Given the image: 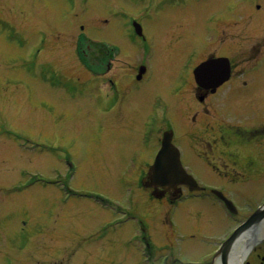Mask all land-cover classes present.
<instances>
[{
    "label": "rangeland",
    "instance_id": "rangeland-1",
    "mask_svg": "<svg viewBox=\"0 0 264 264\" xmlns=\"http://www.w3.org/2000/svg\"><path fill=\"white\" fill-rule=\"evenodd\" d=\"M117 1L0 0V130L7 135L6 140L0 136V245L5 247L0 246V253H5V258H18L12 264H190L209 256L236 223L235 217L207 191L197 196L183 195L172 203L168 198L152 196L140 185V171L157 148L154 136L149 135L154 142H146L126 122L117 125L121 115L115 112L120 100L116 102L114 92L106 91L105 84L99 85V79L85 71L71 32L76 27L97 40L108 31L119 37L116 24L108 30L99 25L100 16L108 15L106 5L119 4V9L133 13L136 5L132 0ZM195 2L166 0L158 14L149 15L158 19L164 10V14L174 12L183 17L197 11ZM223 2L227 5L237 0ZM248 4L253 10H264L263 0H249ZM189 15L193 17L194 13ZM221 16H229L225 8L219 10ZM179 18L162 15L148 29L156 33L155 26L161 29L162 25L168 40H172L184 32L182 21L172 28ZM235 19V23L224 20L220 26L230 24L240 36L246 18L235 15ZM193 63L178 62L172 69H159L154 59L145 81L132 90L123 86L121 97L141 89L136 94L138 99L147 98L143 102L147 104L137 111L134 124L156 115L157 120L152 119L155 128L170 121L179 133L190 137L191 141L183 137L176 142L183 153L188 145L202 149L198 162L187 153L183 156V164L194 178L204 186L222 190L236 205L239 216L249 214L264 202V131L260 139L253 140L249 157H243V161L252 159V173L240 175L230 170H247L246 165L238 168L243 166L240 162L227 163L229 177L207 173L209 167L214 171L218 168L207 163L202 153L205 146L193 135L206 133L196 131L199 116H194L198 108H190L193 104L189 102L190 113H181L182 120L172 109L175 98L192 89ZM247 96L237 92L232 99L237 104L231 107L243 114ZM227 108H220V114H215L218 121L211 120V125L222 123L221 116L227 119ZM213 132L217 134V128ZM213 132L209 129L206 138L214 137ZM15 135L20 136L26 150L36 142L40 147L24 155L16 146ZM63 159L73 164L70 178H65L67 168L59 166ZM18 166L40 171L45 179L58 169L69 194L64 197L61 189L44 185L43 177H35L25 190L10 189L20 177L14 172ZM259 174L262 176L257 178ZM25 176L27 173L22 178ZM204 207L213 215L200 209ZM210 215L213 223H209ZM144 247L150 248L149 254ZM250 251L247 247L240 263ZM213 259L208 264H214Z\"/></svg>",
    "mask_w": 264,
    "mask_h": 264
},
{
    "label": "flooded vegetation",
    "instance_id": "flooded-vegetation-1",
    "mask_svg": "<svg viewBox=\"0 0 264 264\" xmlns=\"http://www.w3.org/2000/svg\"><path fill=\"white\" fill-rule=\"evenodd\" d=\"M248 1L249 0H237L236 3L233 2L232 4L225 5L224 2L222 3V0H220V3L214 0H196L197 11L195 10L194 16L191 17L189 15V17H186V15L183 14L184 16L179 18V21L174 24L175 27L180 21H182L181 27L184 26V32L178 33L176 35L180 36V42L183 44L184 50L183 57L186 58L187 62L192 60L194 61L193 65H197L208 58L218 56H225L230 60L231 75L229 77L228 84L223 83L222 85L217 86L215 89H212L211 86L204 87L197 85L194 82L193 86L195 88L191 93L192 98H195L194 101L196 104H193V107L190 108H198L197 114L194 116V119L196 116H199L196 118L198 124L197 126L199 127L196 131L206 132L203 135L199 133L193 135L198 136L203 146H205L206 150L202 151V153L207 163H212L214 167L218 168L217 171H214L208 166L210 169L209 171H212V174L219 177L228 176L227 174L229 172L226 169L227 167H225L228 166L227 163H243V166H238V168H244L245 165L247 166V170L241 171L231 167L230 170L236 174L245 175L246 173L250 174L253 172L251 167L252 159L248 158L246 161H243V157H249L252 144H254L253 140L260 139V132L264 131V95H261L260 89L253 87L254 81L262 80L264 78V73L257 75L258 69H261L264 66V64H262L264 63V35H261V32L251 33L243 29L242 32L238 33L240 36H236L234 33L235 30L232 29L230 24L224 25L225 27H223L220 26V23L222 22H215L216 18L218 17V12L221 8H225L228 11L229 16L225 20L226 22H234L236 19H229V17L234 14L239 15L241 19L247 18L246 10L239 8V10L236 11L235 9L237 8L236 5L248 3ZM139 3H142L141 7L143 10L138 6L134 8V15L127 20L126 29L128 31L129 27L132 25L131 22L135 20L140 23L139 28L142 33H139V35L136 34V37L139 36L141 38V44L145 45V43L149 42L147 36L151 38L152 43H156V33H152L148 29V25L158 20L149 16L157 2H155V0H145L142 2L138 1L137 4ZM221 3L222 6L219 7ZM114 7L115 5L104 6L105 9H112ZM115 14L116 12H114L111 17L108 18L115 20L113 23L117 25L122 37L136 45L133 46L136 51H133L132 49L133 55L136 57L134 59V66L136 69L142 68L148 71L149 63L154 60V58L152 59V55L155 53V47L147 50L143 56L138 55V50L140 48L139 43L127 38L124 22L122 19H119L120 17L118 18L115 16ZM104 18L105 22L108 23L107 17L105 16ZM187 18L191 20L187 21ZM192 24H195L196 26H192ZM249 35H252L255 38L252 40L248 39ZM111 37L114 39L117 38L112 33ZM224 39H228L231 41V43L227 46L224 45L222 43ZM165 42L175 44L173 39H165ZM163 46L164 42L162 43V47ZM110 51L111 49L109 48H104L102 51L101 57L99 59L101 72L110 70L107 69V67L111 68L112 66L110 64ZM158 63L160 66L159 59ZM113 74L117 76L115 72H113ZM126 79H128V77ZM126 82L127 80L125 83ZM126 85L127 83L125 85L122 83V85L117 86L116 89L119 90ZM222 87L227 88V91L223 95L220 94ZM239 91L248 94V102L246 104L248 106L243 109L246 110L243 112V114L240 113V110H236L235 108L231 107V105L237 103H234V101L230 99L233 98ZM256 93H258V96L254 97L253 95ZM124 99L125 97L120 98V103L117 106L118 113H122L124 111L125 105L122 106ZM222 107L229 109L230 112H227V119H223L221 116L222 123H217L215 127L211 125L210 121H218L215 114H220L219 110H221L220 108ZM186 111L190 113V110ZM211 115L212 118L210 119ZM208 118L210 119L209 122H207ZM125 124L129 126L131 131H134L132 123L129 125L127 121ZM117 125H122V122ZM215 128H217V134L213 132ZM209 129L212 130V134L214 136L211 139L206 138L205 136ZM162 131L163 130H161V133ZM190 134H192V132H189V135ZM188 137L186 136V140H188ZM158 139L160 140V136ZM188 141H191L190 137ZM16 146L22 150V153L24 152V155H26V150L17 142ZM192 147L194 149V156L196 160H202L201 154L198 152L202 149L196 148L197 146L195 145H192ZM7 148L11 149L9 146ZM205 152H209L210 154H206ZM257 160L261 161L262 158L258 157ZM218 162H221L224 167L221 168ZM20 171L21 167L18 166L14 171L15 175L19 174ZM260 176L262 175L259 174L257 178ZM248 179L256 178L249 177ZM242 264H264V239L259 238L256 241V243L251 248L249 256L245 258Z\"/></svg>",
    "mask_w": 264,
    "mask_h": 264
},
{
    "label": "bare ground",
    "instance_id": "bare-ground-1",
    "mask_svg": "<svg viewBox=\"0 0 264 264\" xmlns=\"http://www.w3.org/2000/svg\"><path fill=\"white\" fill-rule=\"evenodd\" d=\"M218 3H220V0H214ZM247 1V0H246ZM264 1V0H263ZM196 6V5H195ZM259 7V5H257ZM236 11L240 9L242 10H246L247 13V18L246 21L243 23V27L246 31H249L251 33H258L261 32V35H264V10H260L256 11L253 10L252 7L250 6V4L248 3H243V4H238L236 5ZM163 12L165 13V11L163 10ZM161 13V15H159V18L164 15V16H168L171 18L174 17H182L181 14L179 13H174V12H168L167 14ZM186 17H189V12L185 13ZM153 18V16H151ZM226 19V17L221 16L220 18L217 17L215 22H223ZM230 20L235 19V14L231 15L229 17ZM107 21L108 23L105 22V18L104 16H100L99 18V25L103 26L104 29L108 30L109 26L113 23V21L111 19H109L107 17ZM167 20H165L163 23H165ZM235 22L238 20H234ZM234 22V23H235ZM114 24V23H113ZM174 27V25L172 26V28ZM232 27V26H231ZM155 28L157 29L156 32V39L157 42L152 43L148 42L145 43V47L144 49L139 48L138 50V55L143 56V54L155 47H156V51L154 53V55H152V59L154 58L157 63H158V59L160 60V66L159 69H172L173 66L178 63H187L186 58L183 57V44L180 42V36L179 35H175V38L173 39V42H175V44H170V43H166L165 39L167 40V29L165 30V27H162L161 25V29L156 25ZM233 28V27H232ZM71 32H74V34L76 35H80L83 37V43L84 45L90 50L89 51V56L92 55L93 53V58H89L90 63H88L90 65V67L92 69L97 70L98 72L102 73V74H111L113 76V78H109V79H105L106 83L109 84V86H111L112 83H115L116 85L121 86L122 82L127 80V89L128 90H132L135 89L137 85H139L140 83L144 82L145 78L149 75V71H146L142 68H138L136 69V67L134 66V59L136 58L133 55V51L136 49L133 46H136L134 44H132L131 42H129L128 40H126L124 37H122V35L120 36L119 33V37L118 38H112L111 34H113V32L108 31L107 33L104 34V36L100 37V39H95L92 38L90 36H86L84 34V31L82 29L78 30L76 29V27L73 28V30ZM119 32V31H117ZM164 42V46L162 47V43ZM222 43L224 45H229L231 43V41H229L228 39H224L222 41ZM162 47V50H161ZM45 49L47 47H44ZM104 48H109L111 49L110 51V56H111V61L110 64L112 65L111 68L107 67L106 72H101L100 69L101 67L99 66V59L101 57L102 51ZM133 49V51H132ZM48 50V49H47ZM229 63L230 60L228 57H224ZM264 64V63H262ZM159 65V63H158ZM113 72H115L117 74V76H115L113 74ZM264 73V66L261 69H258L257 75ZM131 75V76H130ZM231 75V72H225V71H220V73L217 74L216 71L212 70L209 71L208 73H202V82L198 83L197 85L200 86H211L212 89H215L217 86L222 85L223 83H227L228 84V80L229 77ZM128 77V79H126ZM100 80V79H99ZM208 84V85H207ZM143 87V86H142ZM256 89H260L261 90V95H264V78L262 80H256L254 81V86ZM115 88V85H114ZM195 87H193L190 91H188V93L186 95H179L177 96V98H175V103H174V108H172L174 111H178V119L182 120L181 117V113L183 114V112H185L186 110H188L190 105L189 102H192V104H196L194 99L192 98V91L194 90ZM112 90V89H111ZM140 90H133L130 94H127L125 96V106H124V111L122 112V115L124 118H126L127 120H129L132 124H133V130L137 131L138 127L144 130H148L151 127L152 124V118L153 117H149L148 119H144V122H139L136 124H134V121L136 120V113L137 111H141L139 108H141V106H143L144 104L147 103H143L145 100H147V98H142V99H138L137 94L140 93ZM106 91H108L106 89ZM227 91V88L222 87L221 89V95H223L225 92ZM119 92V91H118ZM137 93V94H136ZM145 94V93H143ZM254 97L258 96V93H256L255 95H253ZM233 98H231L230 100H232ZM128 101V102H127ZM263 101H264V96H263ZM127 103H130L129 105ZM127 115V117H126ZM147 117V115H146ZM144 124V126H143ZM135 125V127H134ZM156 129V128H155ZM154 129V130H155ZM168 131V129L163 130V132ZM2 137V139L5 140L6 136L3 134L0 135ZM189 140V138H188ZM185 149H189L191 150V148L189 147V145L185 148ZM188 154L190 155V151H188ZM184 156V155H183ZM182 157V155H181ZM169 161H164V163H167ZM31 186V185H30ZM28 187L23 188L22 190H25ZM196 208V206H195ZM202 211H204L205 213H211L208 209L204 208H200ZM257 212L260 214L259 220H263L260 223H255L253 224L251 227H249L246 231H244L242 234H240L235 242L232 244L231 246V250L228 256V259L226 260V262L224 264H241L240 260L242 258V255L244 254V252L246 251L247 247L252 244L253 241H255L254 236H256L257 234H262L264 232V206L260 207ZM212 214V213H211ZM211 216V215H210ZM211 221H213V217L211 216ZM259 236V235H257ZM256 236V238H257ZM214 264H223V262L221 261L219 256L215 257L214 260Z\"/></svg>",
    "mask_w": 264,
    "mask_h": 264
},
{
    "label": "water",
    "instance_id": "water-1",
    "mask_svg": "<svg viewBox=\"0 0 264 264\" xmlns=\"http://www.w3.org/2000/svg\"><path fill=\"white\" fill-rule=\"evenodd\" d=\"M164 161L169 162L164 163ZM151 169V180L154 184L164 185L168 183L170 185H174L175 183L182 181L188 183L190 187H194V180L192 181L191 177L182 169L177 151L173 149L169 140V136L166 137L165 143L160 149L157 159L155 160ZM259 217L260 214L257 211L253 213L249 217L248 221L242 226L238 227L226 240L221 249V258L224 263L226 262L229 246L234 241L238 233L250 226L254 221L259 220Z\"/></svg>",
    "mask_w": 264,
    "mask_h": 264
}]
</instances>
